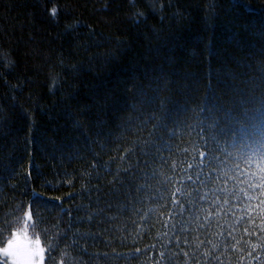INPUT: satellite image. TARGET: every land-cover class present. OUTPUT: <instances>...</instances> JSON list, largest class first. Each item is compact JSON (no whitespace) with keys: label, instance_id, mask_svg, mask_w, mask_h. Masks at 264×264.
<instances>
[{"label":"trees","instance_id":"trees-1","mask_svg":"<svg viewBox=\"0 0 264 264\" xmlns=\"http://www.w3.org/2000/svg\"><path fill=\"white\" fill-rule=\"evenodd\" d=\"M260 163L264 0H0V246L23 232L44 264H264V213L245 214L264 197L240 192ZM198 164L203 183L184 180Z\"/></svg>","mask_w":264,"mask_h":264},{"label":"snow or ice","instance_id":"snow-or-ice-1","mask_svg":"<svg viewBox=\"0 0 264 264\" xmlns=\"http://www.w3.org/2000/svg\"><path fill=\"white\" fill-rule=\"evenodd\" d=\"M71 27V26H69ZM161 108H164V103L161 102ZM153 119H155V115H153L152 117ZM159 126H164L163 124V119H161L159 122ZM205 144H207V141H204ZM157 152H159V147H157ZM199 156L201 157L200 160V164L204 163V159L206 157V155H210V154H206L205 152L201 151L198 153ZM200 164H198L196 167L198 169V171L193 175V174H188V172L185 169H181L182 171L185 172V175L183 177L184 180H188V181H193L195 182H200L203 183V181L201 180V176H200V172L203 171L202 168H200ZM173 166L175 167V162H173ZM187 167L190 169L193 167V165L188 164ZM209 167L211 168V163L209 161ZM238 169V166H237ZM239 170V169H238ZM210 175V173H209ZM240 176H245L246 179L244 181H240V183H245L247 185L246 188H241L240 192L243 193V195L245 197H248V200L251 201L252 199H256L257 197H253L250 195V193L252 191H258L261 195V197H264V163H260L257 165V171L255 173H252L251 175H247L244 171H240ZM232 179H238V177H232ZM222 183H228L227 180L222 181ZM206 187V185H205ZM178 192H182L181 188H176L175 191L171 192V196H172V203L173 204H177L179 203L178 199H177V193ZM205 197L201 196L200 199L203 200ZM220 198L217 197L216 200L212 201V204H215L217 200H219ZM234 199H239V195L237 194L236 196H234ZM230 201H228L227 199H224L222 201V203H229ZM180 207H183V204H180ZM236 208H240V205L237 204L235 205ZM247 210L246 213L248 212H252V211H259L260 213H264V198L260 199V202L255 206L252 207L250 204L246 206ZM231 211V210H230ZM231 214L233 216H235V212H231ZM215 215V213L211 210V208H208L207 210V215L205 216V219H207L210 216ZM30 217V214H29ZM172 217L169 216V219H171ZM250 223L255 224L254 220L250 219ZM261 228H264V219L261 220ZM245 231H247V229H245ZM217 235H223L222 232L217 233ZM228 236H232L231 232H228ZM177 239L179 240L180 238L177 237ZM185 244L189 243L188 240H184L183 241ZM201 246L204 245L203 241L199 242ZM210 243V242H209ZM239 243V241H237V244ZM217 245L213 244L210 248L207 249V251L203 254L205 257H212L213 248H216ZM232 247H236V245H232ZM0 251L6 252L8 255H10L15 261H17V264H41V261L43 259V252L44 249L42 247H40V243L39 241H29L27 240V237L25 236L23 238V240L21 241L20 238L18 237L17 239L14 240H9L8 241V247L4 248V249H0ZM243 251V250H242ZM248 255H251V253H247ZM164 254L161 253V256H163ZM185 255H187V253H185ZM218 261H219V257H215ZM60 264H64V261L61 260ZM219 264H222V261L219 262Z\"/></svg>","mask_w":264,"mask_h":264},{"label":"rangeland","instance_id":"rangeland-1","mask_svg":"<svg viewBox=\"0 0 264 264\" xmlns=\"http://www.w3.org/2000/svg\"><path fill=\"white\" fill-rule=\"evenodd\" d=\"M25 236L27 237V240H29V241H32V242H35V241H37V240L39 241V243H40V247H42V248L44 249V252H43V259H42V261H41V264H44V261H45V248H44V246H43V244H42V241H41L40 239H38V238H34V237H30V236L24 234L23 232H17V233H15V234L11 237V239H9V240H14V239H17V238L19 237L20 240L22 241L23 238H24ZM9 240H8V241H9ZM8 241H7V243H6L4 246H0V249L7 248V247H8ZM0 254H3L4 256H7L8 259H9V261H10L12 264H17V261H15V260H14L10 255H8L6 252L0 251Z\"/></svg>","mask_w":264,"mask_h":264}]
</instances>
